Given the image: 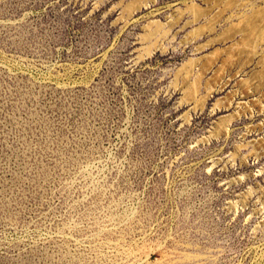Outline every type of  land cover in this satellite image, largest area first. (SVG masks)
<instances>
[{
  "label": "rangeland",
  "instance_id": "374dc122",
  "mask_svg": "<svg viewBox=\"0 0 264 264\" xmlns=\"http://www.w3.org/2000/svg\"><path fill=\"white\" fill-rule=\"evenodd\" d=\"M0 264H264V0H0Z\"/></svg>",
  "mask_w": 264,
  "mask_h": 264
}]
</instances>
